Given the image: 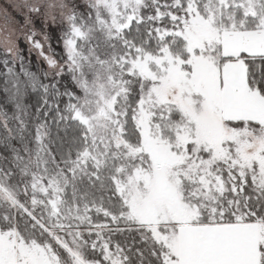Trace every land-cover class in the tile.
Here are the masks:
<instances>
[{"label":"snow or ice","instance_id":"snow-or-ice-1","mask_svg":"<svg viewBox=\"0 0 264 264\" xmlns=\"http://www.w3.org/2000/svg\"><path fill=\"white\" fill-rule=\"evenodd\" d=\"M0 264H264V0H0Z\"/></svg>","mask_w":264,"mask_h":264},{"label":"trees","instance_id":"trees-1","mask_svg":"<svg viewBox=\"0 0 264 264\" xmlns=\"http://www.w3.org/2000/svg\"><path fill=\"white\" fill-rule=\"evenodd\" d=\"M49 35H50L51 48L57 55H59L60 54V44L56 40L55 36H51V34ZM57 35H59V32H57ZM22 54L25 56L26 64L32 70H37L43 66V62L36 57L33 51L29 50L27 44L24 42L22 43Z\"/></svg>","mask_w":264,"mask_h":264},{"label":"rangeland","instance_id":"rangeland-1","mask_svg":"<svg viewBox=\"0 0 264 264\" xmlns=\"http://www.w3.org/2000/svg\"><path fill=\"white\" fill-rule=\"evenodd\" d=\"M37 32H39V27H37ZM40 39H43V37H39ZM24 43H26L27 44V46H28V48H29V45H28V43L26 42V41H24ZM46 47H47V45H46ZM30 50V49H29ZM31 51H33L34 53H35V55H36V57L39 59V60H41L42 61V58L39 56V54H38V51L37 50H31Z\"/></svg>","mask_w":264,"mask_h":264}]
</instances>
